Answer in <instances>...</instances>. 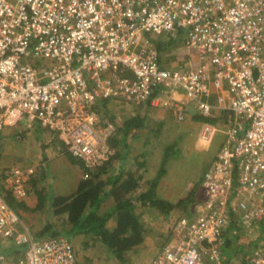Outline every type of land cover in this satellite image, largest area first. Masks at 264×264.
<instances>
[{"label": "built area", "instance_id": "2783aa9c", "mask_svg": "<svg viewBox=\"0 0 264 264\" xmlns=\"http://www.w3.org/2000/svg\"><path fill=\"white\" fill-rule=\"evenodd\" d=\"M180 28L199 57L185 71L162 66L147 35ZM112 99L169 104L179 119L191 102L203 116L231 111L222 126L200 123L201 144L219 132L223 142L200 200L149 262L227 264L230 225L264 222V0H0V142L4 129L38 122L87 177L115 154L116 126L102 113ZM20 164L1 170L0 247L24 250L0 251V264H77L72 237L36 236L6 200L1 188L28 193L33 166ZM259 241L240 264H264Z\"/></svg>", "mask_w": 264, "mask_h": 264}, {"label": "rangeland", "instance_id": "374dc122", "mask_svg": "<svg viewBox=\"0 0 264 264\" xmlns=\"http://www.w3.org/2000/svg\"><path fill=\"white\" fill-rule=\"evenodd\" d=\"M181 31L182 29L178 32ZM215 90L211 86L212 94L209 98L211 102L215 100ZM141 104L112 99L108 103L109 113L106 115L110 117L112 114L116 120H122L134 114H145L144 125L137 131L139 135H131L129 138L131 146L127 154L128 167L132 168L137 162L144 164L142 173L145 178L140 181L139 191L153 187L156 195L165 200L176 202L181 199L182 201L169 210H166V207L161 209L148 204L137 205L139 219L145 227L144 239L126 252L125 262L105 253L99 246L83 247L79 238L72 237L77 264H149L161 245L171 239L172 221L182 213L193 209L204 191L201 185L203 174L214 158L216 150L221 146L223 134L216 133L209 144L200 143L197 133L203 121H194L191 118L193 113L199 111L192 102L185 106L186 116L183 119L177 118L174 109L166 104L157 105L158 107H145ZM218 112L220 111L217 110ZM227 114L232 116L231 111ZM218 121L219 119L217 123ZM222 123L223 119L216 125L222 126ZM31 124L32 126H27L20 122L4 129L0 142V168L11 163L32 165L33 178L38 177L36 189L39 194L73 187L75 185L73 176L75 173L81 174V167L77 166L71 154L63 152L62 141L59 140V149L54 146V141L58 142V139L51 131L38 130L41 128L37 122ZM47 152H49L48 159L44 158ZM165 155L167 159L163 165L164 169L157 174L160 161ZM65 156L70 157L74 165L66 166ZM41 173L44 175L41 176ZM43 202L40 206L33 205L27 208L24 207L25 200L20 202L19 213L32 232L39 230L47 219L54 220V216L56 221L59 219L53 213L48 199L45 198ZM109 206L110 202L103 203L104 208L101 209ZM259 229V225L247 229L241 226L236 229L229 227L226 254H230L231 263H242L246 253L257 247L256 243L260 242V233L264 227L262 231ZM239 244L242 246L239 247ZM6 254L9 255L8 252Z\"/></svg>", "mask_w": 264, "mask_h": 264}, {"label": "trees", "instance_id": "16d2710c", "mask_svg": "<svg viewBox=\"0 0 264 264\" xmlns=\"http://www.w3.org/2000/svg\"><path fill=\"white\" fill-rule=\"evenodd\" d=\"M108 103L106 101L103 102L102 113L104 114L109 113ZM227 115V112L220 111L216 116H203L197 111L192 114L191 118L194 121H210L219 124ZM110 117L116 126L115 131L109 138V143L115 147V154L105 164L92 169L87 177L82 175L73 176L76 188H71L69 193L55 192L48 196L44 193L38 202V206L44 203L45 198L49 199L50 207L59 219L56 221V216H54V220L47 219L45 224L34 233L36 236L46 233L66 234L70 237L76 236L80 239V244L83 247L99 246L105 253H109L116 259L125 262L127 260L126 252L140 244L144 239L145 227L139 219L137 205L148 204L161 209L166 207V210H169L180 204L182 200L180 199L176 202L165 200L156 195L153 187L139 191L140 181L144 179V174L139 170L141 163L137 162L132 168H124V162L131 146L129 138L131 135H139L137 131L144 125L145 114H134L122 120H116L112 114ZM39 127L41 129L37 128L38 130L44 131L46 129L40 124ZM52 137L54 138V136ZM166 155L160 161L157 174H160L164 169L163 165L167 159ZM70 156L74 158L75 163L82 170L81 161L72 155ZM115 157L122 159L123 162L119 163L122 167H120L121 169L118 168L119 172L115 173L114 171L113 174L107 175V168ZM65 160L66 166L74 165L70 157H66ZM43 175L41 173V176ZM1 191H3L8 203L18 210L20 202L8 190L1 188ZM109 202L110 206L102 210L101 208H104L103 203ZM24 207H26V204ZM256 225H259V230L262 231L264 222ZM230 227L231 229H236L238 225L233 222ZM260 234L261 237H264L262 232ZM240 246L242 245L239 244ZM5 248L1 246L0 251L6 253ZM11 250L13 252L11 253L12 255L15 253L22 254L24 247L13 245L10 247Z\"/></svg>", "mask_w": 264, "mask_h": 264}, {"label": "crops", "instance_id": "0c3cea01", "mask_svg": "<svg viewBox=\"0 0 264 264\" xmlns=\"http://www.w3.org/2000/svg\"><path fill=\"white\" fill-rule=\"evenodd\" d=\"M180 29H182V31L179 33L178 31ZM180 29H178L174 33H171L170 31H165L161 34H157V33L149 34V33H147V35L150 37L152 42L157 47V50L159 52L160 64L162 66H165L168 68H176L180 71H185V70H188L190 68L196 67L199 64V57H198L197 50L194 47H192L186 43L185 30L183 28H180ZM178 34H181V35L178 36ZM176 96L180 97L179 94H177ZM141 105H145V107H152V106L158 107L157 105L162 106L163 103L162 104H154L148 100V101L142 103ZM166 105L171 107V105H169V104H166ZM30 126H32V124ZM54 143H55L54 146L58 147V142L54 141ZM63 152H65V151L63 150ZM44 155H47L46 157L49 158V152H47V154L45 153ZM65 158H66V156H65ZM122 162L123 161L121 158L115 157L113 159L112 163L110 164V166L107 168L106 174L107 175L113 174L114 171H115V173L119 172L118 168L122 167L121 165H119V163H122ZM140 163H141V166L139 167V170L142 172V171H144V166H143L144 164L142 162H140ZM11 164H13V163H11ZM128 164H129V161L126 159L124 162V168L125 169L128 168ZM26 166H29V165H26ZM79 168H80V166H79ZM1 170H2V167L0 168V175H1ZM33 172H34V168H33ZM76 175L78 176L79 174L75 173L74 176H76ZM33 177L34 176L31 173V177H30L29 182H28V188H27L28 193H27V195L23 199L18 200L19 202H21L22 200H25V204H26L25 208H27L28 206L31 207L33 205L37 206L39 200L44 195V193L39 194L37 189H36V186L38 183V177H36V178H33ZM31 181H32V183H31ZM71 188L72 189L76 188V182H75V185L73 187L71 186ZM71 188L66 189V190H62V189L55 190L53 193L58 192V193L66 194V193H69L71 191ZM47 192H48V190H47ZM45 194L48 196V195H51L52 192H50V193L48 192ZM48 201H49V199H48ZM17 209L18 210H16V211H18V212L21 211L20 208H17ZM10 247L6 246L5 250L10 255H12L11 253H13V252H12V250L10 251ZM225 250H226V248L224 249V251ZM228 257H229V255H228ZM226 258H227V255H226Z\"/></svg>", "mask_w": 264, "mask_h": 264}, {"label": "clouds", "instance_id": "9594fccd", "mask_svg": "<svg viewBox=\"0 0 264 264\" xmlns=\"http://www.w3.org/2000/svg\"><path fill=\"white\" fill-rule=\"evenodd\" d=\"M33 168H34V167H33ZM189 210H190V209H189ZM189 210H188V211H189ZM225 253H226V250H225ZM226 255H227V254H226ZM227 256H228V255H227ZM226 263H227V264H236V263H231V262L229 261V258H228V259L226 258Z\"/></svg>", "mask_w": 264, "mask_h": 264}]
</instances>
